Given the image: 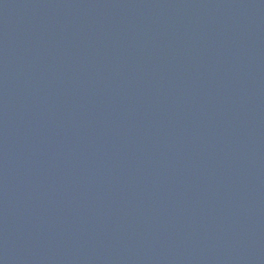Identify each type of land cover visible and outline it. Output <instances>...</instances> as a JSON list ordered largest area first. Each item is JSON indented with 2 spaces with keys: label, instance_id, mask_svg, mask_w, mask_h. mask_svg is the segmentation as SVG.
Segmentation results:
<instances>
[{
  "label": "water",
  "instance_id": "1",
  "mask_svg": "<svg viewBox=\"0 0 264 264\" xmlns=\"http://www.w3.org/2000/svg\"><path fill=\"white\" fill-rule=\"evenodd\" d=\"M0 264H264V0H0Z\"/></svg>",
  "mask_w": 264,
  "mask_h": 264
}]
</instances>
